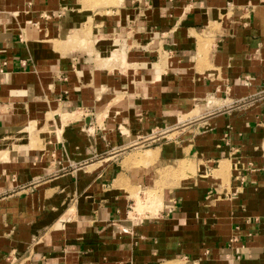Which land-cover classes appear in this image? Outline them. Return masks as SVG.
Here are the masks:
<instances>
[{
  "label": "crops",
  "instance_id": "obj_1",
  "mask_svg": "<svg viewBox=\"0 0 264 264\" xmlns=\"http://www.w3.org/2000/svg\"><path fill=\"white\" fill-rule=\"evenodd\" d=\"M91 2L0 0V264H264V0Z\"/></svg>",
  "mask_w": 264,
  "mask_h": 264
},
{
  "label": "rangeland",
  "instance_id": "obj_2",
  "mask_svg": "<svg viewBox=\"0 0 264 264\" xmlns=\"http://www.w3.org/2000/svg\"><path fill=\"white\" fill-rule=\"evenodd\" d=\"M92 2H94L95 0H91ZM91 2V3H92ZM90 3V2H89ZM86 4H88L87 3V1H86ZM74 36H78V35H74ZM71 43V45L72 46H74V48H76V50H78L77 48H79V43H80V41L78 40V39H74V40H72V41H70ZM94 42L95 41H93V40H86V45L85 46H81V49H83V48H86L88 51H90V49H92V46H94ZM103 43H105L104 41L102 42V44ZM82 45H83V43H82ZM86 49H84L85 51H86ZM107 51V50H106ZM109 51V50H108ZM107 51V52H108ZM195 114H197V111H195V113H193V114H190L189 116H188V118H187V120H188V122L187 121H185V122H183L181 125L179 124V126L181 127V126H183V125H185V124H187V126H189L190 124H188V123H192V116H194ZM186 126H184L183 128H185ZM166 134H164L163 136L166 138V136H165ZM157 137H159V136H157ZM167 138H169V140H171L172 138H174V135H172V136H168ZM36 139L37 140H40V137H36ZM31 140H33V139H31ZM35 140V139H34ZM35 142V145H34V148H37L38 147V143L40 142V141H38V143L36 142V141H34ZM149 142H152L151 140H149ZM14 142H11V144H13ZM142 144H144V143H141V144H137V146H135L134 148L136 149V150H134V152L133 153H131V155L130 156H128L129 157V159L132 161V164H135V165H143V166H145L146 168H147V166H151V165H153V161L150 159L149 161H147V160H145V159H147L146 157H147V155H149V153L147 152V151H150V147H147V146H143ZM4 158L5 159H8V161H9V159L11 160H13V157H14V153H8V152H6L5 154H4ZM11 160V161H12ZM10 161V162H11ZM9 162V163H10ZM13 170V169H12ZM173 170L172 169H169V168H167V169H165L163 172H165V175L166 174H169L170 172H172ZM14 172V171H13ZM178 173H180V172H178ZM178 173H176V174H178ZM156 175H157V182H154V184L151 186L150 184H149V181H147L148 183H145V184H140L139 186H138V188H134L132 191H131V193L133 194V196H135V203H136V211H141V210H148L147 209V207L146 206H149V209L151 210H155V207L157 206V199H156V197H157V192L160 190V189H162L163 188V186L165 185V184H163V182H166V181H172L173 179H172V176H166V178L164 177V174L161 172H156L155 173ZM174 174V173H173ZM180 176V175H179ZM183 177V176H182ZM181 177V178H182ZM165 186H171V185H165ZM164 186V187H165ZM139 195H140V197L142 196V201L144 202L143 204L141 203V201L139 200L140 198H139ZM142 206H144V207H142ZM157 208V207H156ZM175 264H179V263H175Z\"/></svg>",
  "mask_w": 264,
  "mask_h": 264
},
{
  "label": "built area",
  "instance_id": "obj_3",
  "mask_svg": "<svg viewBox=\"0 0 264 264\" xmlns=\"http://www.w3.org/2000/svg\"><path fill=\"white\" fill-rule=\"evenodd\" d=\"M264 93V92H263ZM249 104H251V101L250 99H241V100H236L234 102L231 103V105L229 106L230 109H236V110H240V109H245ZM195 121V120H194ZM191 123V122H190ZM141 143H144L142 144L143 146H147L148 147V144H149V140H143V141H140L138 144H141ZM137 146V144H136Z\"/></svg>",
  "mask_w": 264,
  "mask_h": 264
},
{
  "label": "bare ground",
  "instance_id": "obj_4",
  "mask_svg": "<svg viewBox=\"0 0 264 264\" xmlns=\"http://www.w3.org/2000/svg\"><path fill=\"white\" fill-rule=\"evenodd\" d=\"M181 166H182V167H186L187 165H185V164L183 165V164H182ZM186 171H187V170H186ZM176 173H177V172H176ZM184 173H187V172H184ZM176 175H177V174H176ZM174 176H175V175H174ZM176 177H177V176H176Z\"/></svg>",
  "mask_w": 264,
  "mask_h": 264
}]
</instances>
